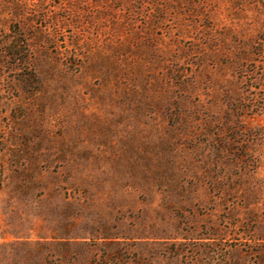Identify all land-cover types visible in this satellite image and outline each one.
<instances>
[{
    "label": "rangeland",
    "instance_id": "obj_1",
    "mask_svg": "<svg viewBox=\"0 0 264 264\" xmlns=\"http://www.w3.org/2000/svg\"><path fill=\"white\" fill-rule=\"evenodd\" d=\"M264 0H0V264H264Z\"/></svg>",
    "mask_w": 264,
    "mask_h": 264
},
{
    "label": "trees",
    "instance_id": "obj_2",
    "mask_svg": "<svg viewBox=\"0 0 264 264\" xmlns=\"http://www.w3.org/2000/svg\"><path fill=\"white\" fill-rule=\"evenodd\" d=\"M252 59L241 68L243 96L241 106L252 111H264V31L252 45Z\"/></svg>",
    "mask_w": 264,
    "mask_h": 264
}]
</instances>
